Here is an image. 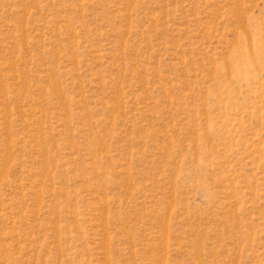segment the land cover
<instances>
[{
	"label": "rangeland",
	"instance_id": "obj_1",
	"mask_svg": "<svg viewBox=\"0 0 264 264\" xmlns=\"http://www.w3.org/2000/svg\"><path fill=\"white\" fill-rule=\"evenodd\" d=\"M0 264H264V0H0Z\"/></svg>",
	"mask_w": 264,
	"mask_h": 264
}]
</instances>
